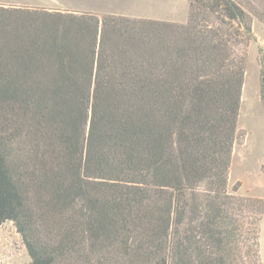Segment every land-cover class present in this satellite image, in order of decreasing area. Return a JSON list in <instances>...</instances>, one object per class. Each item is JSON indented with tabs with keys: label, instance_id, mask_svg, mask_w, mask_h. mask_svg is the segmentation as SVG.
Segmentation results:
<instances>
[{
	"label": "trees",
	"instance_id": "obj_1",
	"mask_svg": "<svg viewBox=\"0 0 264 264\" xmlns=\"http://www.w3.org/2000/svg\"><path fill=\"white\" fill-rule=\"evenodd\" d=\"M187 4L184 24L0 7V225L30 264H261L264 200L227 186L264 0Z\"/></svg>",
	"mask_w": 264,
	"mask_h": 264
},
{
	"label": "rangeland",
	"instance_id": "obj_2",
	"mask_svg": "<svg viewBox=\"0 0 264 264\" xmlns=\"http://www.w3.org/2000/svg\"><path fill=\"white\" fill-rule=\"evenodd\" d=\"M239 1V0H238ZM0 7L41 9L52 12L125 17L184 24L187 0H0ZM255 40L248 49L237 118L239 138L233 147L228 173V192L264 200V102L261 98L260 58L264 56V25L253 19ZM261 51V52H260ZM261 53V54H260ZM264 96V75H263ZM259 259L264 264V216L258 226ZM0 264H30L14 225H0Z\"/></svg>",
	"mask_w": 264,
	"mask_h": 264
}]
</instances>
